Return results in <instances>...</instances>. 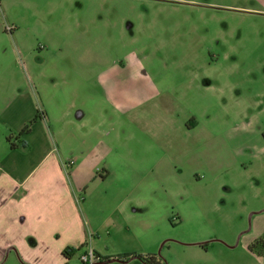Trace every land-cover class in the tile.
Wrapping results in <instances>:
<instances>
[{
    "label": "rangeland",
    "instance_id": "obj_1",
    "mask_svg": "<svg viewBox=\"0 0 264 264\" xmlns=\"http://www.w3.org/2000/svg\"><path fill=\"white\" fill-rule=\"evenodd\" d=\"M0 64L60 153L93 146L72 186L131 197L165 264H264V0H0ZM25 258L0 264L58 255Z\"/></svg>",
    "mask_w": 264,
    "mask_h": 264
},
{
    "label": "crops",
    "instance_id": "obj_2",
    "mask_svg": "<svg viewBox=\"0 0 264 264\" xmlns=\"http://www.w3.org/2000/svg\"><path fill=\"white\" fill-rule=\"evenodd\" d=\"M5 68L0 64V261L7 249H16L26 260L56 251L58 259L52 264H69L65 247L90 244L103 259L121 260H104L103 264H147L137 255H157L163 236L156 223L143 227L144 223L133 219L131 197L118 200L105 192L94 203L89 191L85 197L80 195L82 186L73 187L71 177L80 178L96 152L90 146L83 154L81 144L87 142L78 138L72 157L60 153L48 133L49 113L29 133L19 136L31 119L32 99L28 92L12 87V75ZM85 115L78 108L74 117L80 120ZM68 159L75 160L69 168L65 166ZM125 190L122 187L119 192ZM138 225H142L139 231Z\"/></svg>",
    "mask_w": 264,
    "mask_h": 264
},
{
    "label": "trees",
    "instance_id": "obj_3",
    "mask_svg": "<svg viewBox=\"0 0 264 264\" xmlns=\"http://www.w3.org/2000/svg\"><path fill=\"white\" fill-rule=\"evenodd\" d=\"M44 115L45 114H43V116ZM39 116L40 115L37 113L31 120H29L25 124V126L23 127L21 132L19 133V136L22 134H25V133H29L32 130V127H33L34 123L37 121ZM8 140L10 142L11 147L14 148L16 146V144L14 142H11L12 141V135L8 136ZM82 247H83V245H80L78 247H71V246L65 247L63 250V254L67 258H71ZM137 256L141 260L146 262L147 264H165L164 259L162 257H160L159 255H137ZM127 257H129V255H127ZM104 260H109V257H106L104 259L101 257V261L103 262ZM102 262L100 264H103Z\"/></svg>",
    "mask_w": 264,
    "mask_h": 264
},
{
    "label": "built area",
    "instance_id": "obj_4",
    "mask_svg": "<svg viewBox=\"0 0 264 264\" xmlns=\"http://www.w3.org/2000/svg\"><path fill=\"white\" fill-rule=\"evenodd\" d=\"M14 27L10 26L9 29L12 30ZM75 164V160H70L65 163V166L69 168L70 166ZM80 264H100L101 257L96 252V250L90 245H86L79 254Z\"/></svg>",
    "mask_w": 264,
    "mask_h": 264
},
{
    "label": "flooded vegetation",
    "instance_id": "obj_5",
    "mask_svg": "<svg viewBox=\"0 0 264 264\" xmlns=\"http://www.w3.org/2000/svg\"><path fill=\"white\" fill-rule=\"evenodd\" d=\"M200 245H205V243H202ZM256 246H261L262 248L259 249H264V236H260L255 238L250 244H249V248L251 251L254 250V247ZM258 249V248H257Z\"/></svg>",
    "mask_w": 264,
    "mask_h": 264
},
{
    "label": "water",
    "instance_id": "obj_6",
    "mask_svg": "<svg viewBox=\"0 0 264 264\" xmlns=\"http://www.w3.org/2000/svg\"><path fill=\"white\" fill-rule=\"evenodd\" d=\"M113 261H121L120 259L118 258H114V259H109L108 262H113Z\"/></svg>",
    "mask_w": 264,
    "mask_h": 264
}]
</instances>
